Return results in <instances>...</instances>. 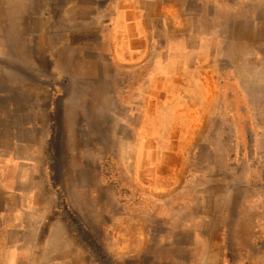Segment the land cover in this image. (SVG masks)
Wrapping results in <instances>:
<instances>
[{"label":"rangeland","instance_id":"rangeland-1","mask_svg":"<svg viewBox=\"0 0 264 264\" xmlns=\"http://www.w3.org/2000/svg\"><path fill=\"white\" fill-rule=\"evenodd\" d=\"M257 68L264 0H0V264H264Z\"/></svg>","mask_w":264,"mask_h":264},{"label":"crops","instance_id":"crops-1","mask_svg":"<svg viewBox=\"0 0 264 264\" xmlns=\"http://www.w3.org/2000/svg\"><path fill=\"white\" fill-rule=\"evenodd\" d=\"M257 74V77H252L248 80H260L264 82V68L259 69ZM259 116L264 118V112L260 113ZM260 130L261 133H264V126ZM42 225V221L37 223L33 235L37 236L40 233L41 229H43ZM45 229V235L37 246L29 249L24 246L20 247L21 253L31 254L36 251L35 264H94L91 255L74 244L61 221H52L45 226ZM196 247L201 249L199 245ZM197 248L195 249L197 250ZM205 256L206 253L203 254L204 258L201 256V259H205Z\"/></svg>","mask_w":264,"mask_h":264}]
</instances>
